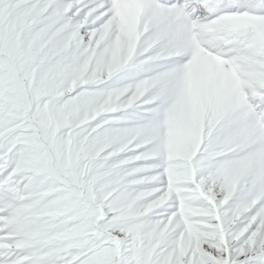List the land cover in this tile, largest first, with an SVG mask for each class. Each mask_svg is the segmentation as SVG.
I'll return each instance as SVG.
<instances>
[{
	"label": "snow or ice",
	"instance_id": "snow-or-ice-1",
	"mask_svg": "<svg viewBox=\"0 0 264 264\" xmlns=\"http://www.w3.org/2000/svg\"><path fill=\"white\" fill-rule=\"evenodd\" d=\"M0 264H264V0H0Z\"/></svg>",
	"mask_w": 264,
	"mask_h": 264
}]
</instances>
